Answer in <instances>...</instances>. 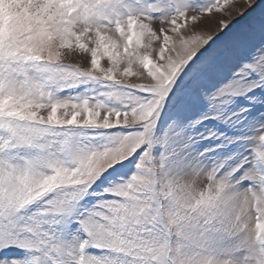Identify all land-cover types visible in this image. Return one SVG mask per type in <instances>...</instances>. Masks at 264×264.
I'll use <instances>...</instances> for the list:
<instances>
[{
  "label": "snow or ice",
  "instance_id": "snow-or-ice-1",
  "mask_svg": "<svg viewBox=\"0 0 264 264\" xmlns=\"http://www.w3.org/2000/svg\"><path fill=\"white\" fill-rule=\"evenodd\" d=\"M0 264H264V0H0Z\"/></svg>",
  "mask_w": 264,
  "mask_h": 264
},
{
  "label": "rangeland",
  "instance_id": "rangeland-1",
  "mask_svg": "<svg viewBox=\"0 0 264 264\" xmlns=\"http://www.w3.org/2000/svg\"><path fill=\"white\" fill-rule=\"evenodd\" d=\"M70 62H79V58H74L72 61Z\"/></svg>",
  "mask_w": 264,
  "mask_h": 264
}]
</instances>
